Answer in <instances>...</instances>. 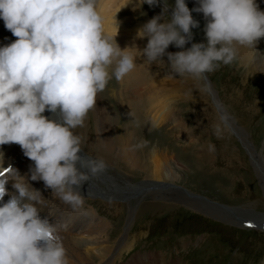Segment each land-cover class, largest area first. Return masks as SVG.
Wrapping results in <instances>:
<instances>
[{"label":"clouds","instance_id":"obj_1","mask_svg":"<svg viewBox=\"0 0 264 264\" xmlns=\"http://www.w3.org/2000/svg\"><path fill=\"white\" fill-rule=\"evenodd\" d=\"M168 7L164 0L161 14L138 29L137 37L147 38L139 54L153 64L169 45L184 49L167 53L180 76L202 80L231 65L237 46L256 47L264 38V11L256 0H198L192 10L186 0H175L165 19ZM192 11L207 21L206 43L185 49L199 26ZM0 19L16 37L0 47V145L18 144L34 164L31 180H42L53 197L75 209L83 204L80 187L107 170L103 159L79 154L75 130L109 81L134 70L136 57L104 32L97 0H0ZM46 110L59 118L49 119ZM218 121L214 134L221 138L231 129L228 114ZM0 177V264H68L56 224L39 215L46 207L41 192L11 167ZM9 179L15 192L5 202Z\"/></svg>","mask_w":264,"mask_h":264},{"label":"rangeland","instance_id":"obj_2","mask_svg":"<svg viewBox=\"0 0 264 264\" xmlns=\"http://www.w3.org/2000/svg\"><path fill=\"white\" fill-rule=\"evenodd\" d=\"M100 1L97 0V6ZM159 1L164 4V0ZM126 2L125 6L121 7L123 10H112L113 13L117 10L112 23L120 24V29H129L130 34L136 33L135 36L138 29L154 16L160 15L163 9L159 4L142 5V0ZM165 3L172 11L171 6L175 4V0H165ZM186 3L190 10L198 6V0H186ZM256 3L259 9L264 11V0H256ZM167 13L169 17L165 14V19L171 17V14ZM98 14L101 16L102 13ZM192 16L199 22V26L192 29L191 44L206 43L204 27L207 21L203 13L192 11ZM160 22L163 23L164 20L161 19ZM133 23H139L136 32L132 31ZM103 28L106 32L104 24ZM146 44L147 38L133 37L129 42L131 46L127 49L130 52L136 51L135 63L140 64L142 74L144 70L147 71L144 88L135 86V80L130 75L121 81L113 77L106 89L97 95L106 105V119L109 127L113 125L111 128L114 138H124L131 132L135 136L136 145L145 141L148 146L157 147L161 161L168 162L166 165L170 164L169 168L175 176L173 179H155L157 183H146V179L151 178L146 176L143 169H129L124 163L121 169L114 170L112 166L107 165L109 169L107 168L106 172L109 170L107 173L114 181L117 180L119 185L132 183L138 188L123 195L119 209L100 205L96 198L84 199L85 204L82 207L88 210L92 205L101 215L107 217L111 222V234H127L126 241L129 238L132 247L123 253L121 261L141 254L143 263L139 264H264V229L250 227L258 225L260 221L264 222V190L246 149L231 130L223 132L221 138L214 134L213 125L219 122V113L203 80H196L187 75L180 76L169 66L167 53L184 49L169 45L162 60L150 64L138 53ZM258 46L264 64V38L260 39ZM237 47L240 55L249 49ZM238 50L237 59L231 65H221L215 71L207 73V76L215 88L216 101H221L220 104L225 105V110L229 111L227 113L234 115L237 124L240 123L248 132L249 140L254 142L256 151L261 153L264 164V71L244 62ZM161 80L166 82V88L174 90L172 94L179 97L173 98L168 91L164 93L167 101L161 93L155 94L158 101L163 99L171 109L165 121L157 126L148 121L149 117H146L144 111L147 110V99L149 100L150 94L156 91L154 87ZM131 85L135 86L132 90ZM90 114L89 111L84 125L92 131L93 121ZM160 170L165 171V167ZM169 183L181 185L195 195L207 197L214 204L219 203L215 205L222 209L216 211L211 207L202 208L200 202L206 201L202 199H197L199 203L186 202L183 194L177 195ZM128 205L136 208L135 213H138L133 216L128 233L124 234L129 215ZM233 208L234 211L236 209L237 212L234 213L237 216L243 217V222H237L235 217L237 223L222 218V212L228 211L232 214ZM242 209L248 214L241 213ZM43 211L44 209L40 213ZM255 214L257 216L250 219ZM74 226L80 227V224ZM116 263L120 264L119 261Z\"/></svg>","mask_w":264,"mask_h":264},{"label":"bare ground","instance_id":"obj_3","mask_svg":"<svg viewBox=\"0 0 264 264\" xmlns=\"http://www.w3.org/2000/svg\"><path fill=\"white\" fill-rule=\"evenodd\" d=\"M126 1L127 0H101L97 6V12L102 13L101 17L104 22L103 24L106 28L105 33L109 37L115 36V40L117 44L122 49L127 48L129 46V42L131 38L133 39V37H137L135 36L136 33L134 34V32L133 34H130L129 29H125V28L120 29L118 28L120 24L116 25L114 22L112 23V18L116 15V11L122 6H125ZM158 4L164 8V4L161 1H159ZM115 8L118 9L113 13L114 11L113 9ZM167 12L172 14L171 9L169 8L167 9ZM131 27H132V31L136 32V30L139 28V23L136 24L133 23ZM15 39L16 37H14L12 33L5 28L4 21L0 19V47L10 44ZM189 45L191 47L192 45L191 42L189 44L186 43L187 48H190ZM130 50L133 49L130 48ZM128 52L130 54H134L135 56H137L136 51L135 52L128 51ZM238 54L240 55L239 50H238ZM240 57L244 62L253 66V68H262V70L264 71L263 69L264 64L262 61V55H261V51L259 50L258 44L256 45V47H249L247 52H242ZM139 65H140L139 63H136V67L128 75H130L131 78L135 80V86L144 88L143 85L146 84L145 78L148 77L147 71L144 70L142 74V70L139 69ZM205 75H206L205 78L202 80L206 86L209 85L207 86L209 90L208 93L210 94L212 102L216 105L219 115L227 112L229 113L227 109L225 110V105L222 106L220 104L221 101L220 102L216 101L214 97L216 94L215 88L213 84L210 82L207 74ZM205 79H207L206 80L207 82L205 81ZM158 83H157L158 85L156 84L157 86L154 87L156 91L150 94L149 100L147 99L148 101L146 105L147 110L145 109L144 111L146 117L147 116L149 117L148 121L157 126L160 125L163 121H165L166 115L170 112L171 109L168 108L167 102L163 101V99L161 101H158L155 94L159 92L161 93V96L165 100H167L164 93L170 91L172 94L174 92V90H169L170 88L168 87H167L168 89L166 88L165 85L166 82H163L161 80ZM134 87L132 86L131 90L134 89ZM171 96L173 98L179 97L177 94H172ZM145 97L147 98V96ZM102 100L99 98V95H97L96 106L94 109L90 110L91 112L90 118L93 121L92 131H90L88 127L85 126L86 124L83 125V127H79L75 130V133L80 136L82 141L81 143L82 150L79 154L82 156L88 155L93 158H101L106 162L107 165L112 166L114 170L121 169V166L124 163L128 165V168L137 167V169H143L147 174L146 176H148V178H151L149 180L146 179L147 181L146 183H150L151 181L157 183V181H159L160 179L162 180L163 177L164 178L169 177L170 179H173V176L175 175L172 173L173 171L171 170V168H169L170 164L166 165L168 162L163 163L161 161L160 157L158 156L157 147L148 146L145 141H142L141 144L136 145V140L134 138L135 136L131 132L127 136H124V138L123 137L120 138L121 136L118 138H114V132L113 129L111 128L113 125L111 127H109L108 125V121L106 119V117H108V111L105 108L106 106L105 103L102 102ZM44 115L47 116L49 119L59 118L56 114L48 112L47 110L45 111ZM228 116H229V124L231 125L230 130L235 134L238 141L246 149L250 163L254 167V172L258 177L262 190H264V164L261 158V153L256 151V148L254 147V142L249 140L248 132H246V130L240 126V123L237 124L234 115L230 116L228 114ZM142 121L145 122V120ZM137 146L140 147V149ZM9 167L15 169L20 176L24 177L27 180V182L31 185V187L39 190L42 196L46 199L45 201L46 207L43 208L44 211L42 212V214L40 213V217L41 218L47 217L50 223L54 222L56 224L58 228L59 238L66 252V258L68 260V264H117L116 263L117 261H119L120 264L143 263L142 260L143 256L141 254L132 255L129 260L121 261L123 253L129 251L132 247V245H130L132 241H130L129 238L126 241L127 239L126 233H128V229L131 225V222L133 221L132 220L133 216L134 215L137 216L136 214L138 213V211L135 213L136 208L130 206L131 202L130 205H128L129 215L125 223L126 226L124 227V231H125L124 234H126L125 236L120 235L121 233L111 234L112 231L109 230L111 222L107 217L101 215L96 210L97 208L93 207L92 205L89 206L88 210L82 207V205L85 204L84 199L96 198V200H99L98 203L100 205L112 206L114 208L119 209V206L123 201L122 200L123 195H126L131 190L135 191L138 188L137 185H133L132 183H127V185L121 183V185H119L117 183L118 181L115 180L116 181L115 182L114 179H112L111 176L107 173L109 170L107 172L105 171L99 176L92 178L90 181L85 182L80 187L79 191L81 193L83 204L73 209L70 205L65 204L59 201L58 198L53 197L52 190L45 188L44 182L42 180H36V181L31 180L30 169L34 167V164L24 155L21 147L15 143L0 145V172H6ZM164 167H165V171L160 170V169H164ZM7 175L8 174L5 173V176ZM0 179H4V177H0ZM155 179H157V181H155ZM12 185H13V181L10 179L5 184V188L9 193L6 194L3 198L5 202L9 199L10 194L15 192V189L13 188ZM168 185L170 186V184ZM173 186L172 188L175 189L176 194L177 195L183 194V196L187 199L186 202L193 203V201H195L199 203L197 199H202L199 198V196L201 195H196L197 197L195 198L188 196L187 193H191V191L183 188L181 185L174 184ZM207 199L209 200L208 202L207 200L200 202L202 208L211 207L213 210L215 209L216 211L222 209V208L218 209V206L215 205V204L219 205V203L215 202L214 204L213 202H211L209 198ZM225 210H227V208ZM232 210H233L232 214H229L228 211H226L225 213L222 212V214H224L222 218H225L228 222H231V220H233L234 222L236 221L241 222L242 221L241 218L243 217H241V215L237 216L236 213H234L237 212L236 209L235 211L234 208ZM241 211H242L241 213L248 214L245 213L243 209ZM140 212L142 211L140 210ZM256 214L250 217V219L255 218V216H257ZM260 220L262 219L260 218ZM75 224H80V227H75L74 226ZM150 257L152 256L150 255ZM153 258L156 257L153 256ZM163 263L165 264V262Z\"/></svg>","mask_w":264,"mask_h":264},{"label":"water","instance_id":"obj_4","mask_svg":"<svg viewBox=\"0 0 264 264\" xmlns=\"http://www.w3.org/2000/svg\"><path fill=\"white\" fill-rule=\"evenodd\" d=\"M190 43V41L188 42V44ZM189 47H190V45H189ZM206 76V75H205ZM207 79H205V81H206ZM207 82V81H206ZM207 86H209V85H207ZM173 186V185H172ZM173 187H176V186H173ZM188 194V196H190V197H193V198H195V197H197L195 194H191V193H187ZM199 198H202V199H204V200H207V201H209L206 197H204V196H199ZM250 225V224H249ZM263 225H264V222H259L258 223V225H250V227H255V228H260V227H263Z\"/></svg>","mask_w":264,"mask_h":264}]
</instances>
